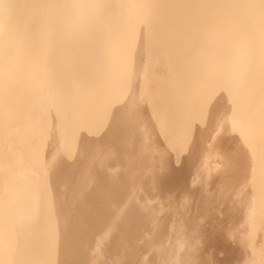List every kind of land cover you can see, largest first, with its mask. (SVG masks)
Instances as JSON below:
<instances>
[{"label":"bare ground","instance_id":"1","mask_svg":"<svg viewBox=\"0 0 264 264\" xmlns=\"http://www.w3.org/2000/svg\"><path fill=\"white\" fill-rule=\"evenodd\" d=\"M0 264H264V0H0Z\"/></svg>","mask_w":264,"mask_h":264},{"label":"rangeland","instance_id":"2","mask_svg":"<svg viewBox=\"0 0 264 264\" xmlns=\"http://www.w3.org/2000/svg\"><path fill=\"white\" fill-rule=\"evenodd\" d=\"M219 159V157L216 155H214V156H212V157H210V160H209V163H214V164H216V165H214L215 167L218 165V167H216L217 169H215L214 170V168H212L213 170H211V172L212 173H210L211 175V177L210 178H212V177H215L217 174H218V172H220V170H221V161L220 160H218ZM212 161H214V162H212ZM219 161V162H218ZM216 162V163H215ZM212 166H213V164H212ZM210 167H211V165H210ZM217 170H219L218 172H217ZM194 188H196V187H194ZM220 218H218L219 220L220 219H223L222 218V216H219ZM224 217V216H223ZM230 223H233L232 221H230ZM229 222L227 223V222H225L224 224L225 225H223L222 226V228H221V231L223 230V232H220V234H224V237L226 236V238H229V237H232V238H234V236L236 235V228H233V229H231L230 227L232 226L231 224H230ZM229 225V226H228ZM229 228H230V230H229ZM221 256V254H219L218 255V257H220Z\"/></svg>","mask_w":264,"mask_h":264}]
</instances>
